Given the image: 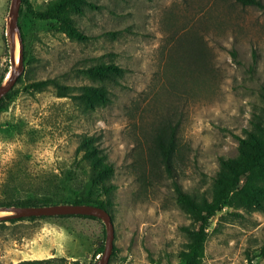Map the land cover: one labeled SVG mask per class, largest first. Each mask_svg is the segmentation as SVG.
<instances>
[{
  "label": "rangeland",
  "instance_id": "rangeland-1",
  "mask_svg": "<svg viewBox=\"0 0 264 264\" xmlns=\"http://www.w3.org/2000/svg\"><path fill=\"white\" fill-rule=\"evenodd\" d=\"M11 1L0 0V84L18 61L17 36L12 40L6 30ZM27 1L39 10L51 0ZM87 1L96 9L70 14L85 42L32 18L20 2L22 53L29 59L0 113V199L21 157L33 175L55 174V194L69 199L86 192L75 149L82 136L93 137L114 169L108 264H179L191 220L175 201L173 181L189 195L209 197L218 159L237 155V138L262 107L264 10L225 0ZM100 62L114 63L122 75L108 87L107 105L90 107L81 93L92 83L80 71ZM46 79L60 87L26 88ZM165 122L178 123L173 178L151 153ZM250 183L264 189L254 178ZM104 243L99 219L0 220V264H95ZM263 246L264 208L226 206L207 231L200 264H264Z\"/></svg>",
  "mask_w": 264,
  "mask_h": 264
},
{
  "label": "trees",
  "instance_id": "trees-1",
  "mask_svg": "<svg viewBox=\"0 0 264 264\" xmlns=\"http://www.w3.org/2000/svg\"><path fill=\"white\" fill-rule=\"evenodd\" d=\"M242 8H254L264 10L263 0H225ZM26 12L34 19L42 23H55L68 39L85 42L87 36L76 29L70 20V14L76 13L82 7L91 10L95 5L87 0H51L42 9L34 10L27 0H21ZM21 11V10H20ZM19 11V13H20ZM19 28V25H18ZM115 37L117 33H108ZM19 36L24 43V37L19 30ZM235 59V52H231ZM29 59V55L22 53V63ZM80 74L90 80L92 84L82 87L81 98L90 107L95 105H107L108 87L117 83L122 70L111 62H100L87 68H83ZM60 87L57 81L52 79L32 81L27 83L26 88L40 91L47 86ZM16 90L12 88L0 100V113L5 111L6 106L14 99ZM58 97H65L59 94ZM262 107L249 122L250 129L245 131L242 138H237V155L232 159H218V171L213 181L209 197L189 195L182 191L181 187L173 181L175 201L191 220V228L184 229L189 242L186 249L179 252V264H200L204 256V245L207 239V231L212 226L215 216L223 211L226 206L234 208H264L261 201L264 199V189L260 186L249 184V179L254 178L264 183V93L261 95ZM178 123H162L156 130L151 145L153 157L163 166L165 174L172 177L171 158L177 150ZM75 163L86 172L88 182L86 192L83 191L73 198H64L54 193L55 174L50 177L36 176L27 170L28 159L21 157L15 164V170L10 173L8 183L10 188L2 193L0 208L2 207H36L55 204L93 205L104 209L110 214L113 192L115 187L110 184L114 169L107 160L106 154L100 148L97 140L93 137L82 136L75 149ZM77 217L95 220L87 216H60L55 218ZM51 217L9 219L10 222L20 220L32 221L35 219H47ZM217 231V226L213 228ZM264 252V246L261 248ZM103 247L95 251L100 255ZM252 259H249V264ZM62 261V260H61ZM17 264H58L55 260L24 261ZM60 264H62L60 262Z\"/></svg>",
  "mask_w": 264,
  "mask_h": 264
},
{
  "label": "water",
  "instance_id": "water-1",
  "mask_svg": "<svg viewBox=\"0 0 264 264\" xmlns=\"http://www.w3.org/2000/svg\"><path fill=\"white\" fill-rule=\"evenodd\" d=\"M21 0H12L9 9V23L7 32L10 38L14 40V33L17 36L19 50L17 67L10 70L7 79L0 84V100L10 92L16 84L19 76L23 72L22 65V45L19 36L18 15ZM0 212L8 213L7 216L0 217V220L39 218V217H60V216H87L102 221L105 229V243L103 252L99 261L95 264H108L113 250V225L110 215L102 208L93 205H73V204H55L49 206L36 207H2Z\"/></svg>",
  "mask_w": 264,
  "mask_h": 264
},
{
  "label": "bare ground",
  "instance_id": "bare-ground-1",
  "mask_svg": "<svg viewBox=\"0 0 264 264\" xmlns=\"http://www.w3.org/2000/svg\"><path fill=\"white\" fill-rule=\"evenodd\" d=\"M6 79H7V77H6Z\"/></svg>",
  "mask_w": 264,
  "mask_h": 264
}]
</instances>
